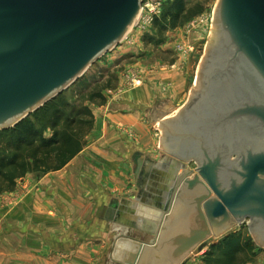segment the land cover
<instances>
[{
    "label": "water",
    "instance_id": "obj_1",
    "mask_svg": "<svg viewBox=\"0 0 264 264\" xmlns=\"http://www.w3.org/2000/svg\"><path fill=\"white\" fill-rule=\"evenodd\" d=\"M143 2L0 0V132L120 47ZM214 17L187 103L159 121L161 149L183 171L170 177L164 225L139 245L161 264H187L247 220L264 248V0H219Z\"/></svg>",
    "mask_w": 264,
    "mask_h": 264
},
{
    "label": "crops",
    "instance_id": "obj_2",
    "mask_svg": "<svg viewBox=\"0 0 264 264\" xmlns=\"http://www.w3.org/2000/svg\"><path fill=\"white\" fill-rule=\"evenodd\" d=\"M152 63L136 72L142 86L97 108L86 145L66 167L29 174L0 197V264H161L153 249L140 252L139 245L164 225L159 213L173 191L170 177L183 171L159 151L146 116L183 99L188 69ZM168 113L160 112V121Z\"/></svg>",
    "mask_w": 264,
    "mask_h": 264
},
{
    "label": "rangeland",
    "instance_id": "obj_3",
    "mask_svg": "<svg viewBox=\"0 0 264 264\" xmlns=\"http://www.w3.org/2000/svg\"><path fill=\"white\" fill-rule=\"evenodd\" d=\"M148 1L145 0V2ZM176 1L162 0L161 13L154 15L153 23L147 29L141 30V28L133 27L120 47L105 55L88 70L80 82L58 98V103L61 104L59 110L63 117L60 130L66 128L67 124H71L72 121L77 123L74 128L83 133L89 129V126L85 124L86 122L94 121V128L98 107L113 99L120 98L126 90H134L141 84L143 85L142 79L137 78L138 75H136L140 63L146 65L162 61L169 67L187 68L188 87L183 99L177 102L176 105L167 102L168 105H164V108H153V111L150 110L146 116L153 137H155V140L159 138L157 135H159L161 126L159 122L161 119L160 112H170L167 116L169 117L176 110L181 109L189 99L199 66L212 35L213 18H215L214 14L219 3V0H184L187 11L192 10V13H196L202 10V13L190 20L175 22L170 15L174 13L171 11H173L172 7ZM120 77L122 78V86L119 85ZM133 81H135V84H133ZM138 82L139 84H137ZM152 88L155 93L159 90L158 85H154ZM164 89L165 87H160V91H164ZM158 103L163 104V100L159 99ZM29 120L40 130L43 137L51 139L56 136L54 135L55 132L49 127L50 116L41 113L38 117H30ZM14 145L15 143L10 135H0L1 150L7 149L12 153L10 150H13L11 147ZM159 151L164 153L160 144ZM187 168L194 170L196 165L192 164ZM241 227H236L228 236L240 234L243 242L253 241L256 251L262 256V261L260 260L261 262L258 261L257 263L255 259L248 264H264V248L257 246L246 227ZM210 249L211 247L198 256H192V259L203 257L199 264H205L204 255Z\"/></svg>",
    "mask_w": 264,
    "mask_h": 264
},
{
    "label": "trees",
    "instance_id": "obj_4",
    "mask_svg": "<svg viewBox=\"0 0 264 264\" xmlns=\"http://www.w3.org/2000/svg\"><path fill=\"white\" fill-rule=\"evenodd\" d=\"M172 10L171 12L174 13H171L170 17L175 22L190 20L202 13V10L196 13H192V10L187 11L184 0H177ZM59 97L30 116L38 117L41 113L50 116L49 127L56 135L53 138L43 137L29 117L14 129L0 132V135H10L15 143L11 147L13 150H10L12 153L7 149H0V197L5 193L13 192L18 180L29 174L46 175L63 169L80 154L86 145V138L93 130L94 121L85 123L89 129L84 133L74 128L77 123L73 121L60 130L63 117L59 110L61 107L58 103ZM240 236L242 235L226 236L218 244L212 246L210 251L204 255V263L248 264L254 261L258 252L253 241L243 242Z\"/></svg>",
    "mask_w": 264,
    "mask_h": 264
},
{
    "label": "built area",
    "instance_id": "obj_5",
    "mask_svg": "<svg viewBox=\"0 0 264 264\" xmlns=\"http://www.w3.org/2000/svg\"><path fill=\"white\" fill-rule=\"evenodd\" d=\"M162 0H149L148 2H143L141 15L139 16L136 28L147 29L152 23L154 15H159L161 13ZM135 84V81H133ZM139 84V82L137 83Z\"/></svg>",
    "mask_w": 264,
    "mask_h": 264
},
{
    "label": "flooded vegetation",
    "instance_id": "obj_6",
    "mask_svg": "<svg viewBox=\"0 0 264 264\" xmlns=\"http://www.w3.org/2000/svg\"><path fill=\"white\" fill-rule=\"evenodd\" d=\"M248 221H249V220H247V221L243 224V226H242V227L240 226V227H241V228H245V227H246L249 231H251V228H250V227H251V224H248V223H249ZM247 222H248V223H247ZM187 264H188V263H187Z\"/></svg>",
    "mask_w": 264,
    "mask_h": 264
},
{
    "label": "bare ground",
    "instance_id": "obj_7",
    "mask_svg": "<svg viewBox=\"0 0 264 264\" xmlns=\"http://www.w3.org/2000/svg\"><path fill=\"white\" fill-rule=\"evenodd\" d=\"M178 170H180V169H178ZM165 184V183H164ZM167 186V185H166ZM179 211V210H178ZM168 226H170V223L168 224ZM129 244V246L131 247V248H135L136 247V244L134 243H128Z\"/></svg>",
    "mask_w": 264,
    "mask_h": 264
}]
</instances>
